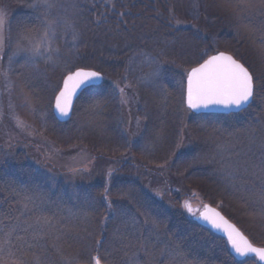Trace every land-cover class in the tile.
I'll return each mask as SVG.
<instances>
[{
    "label": "trees",
    "instance_id": "obj_1",
    "mask_svg": "<svg viewBox=\"0 0 264 264\" xmlns=\"http://www.w3.org/2000/svg\"><path fill=\"white\" fill-rule=\"evenodd\" d=\"M33 1L0 0V12L13 14L4 39L10 48L22 28L38 22ZM225 1L59 0L64 7L52 17L74 27L57 28L58 62L14 68L31 94L47 81L55 87L49 125L38 131L51 152L2 141L0 220L16 225L13 255L0 256L2 264H95L94 257L99 264H171L177 246L189 264H260L255 256L234 258L225 237L182 209L184 199L199 195L264 246L249 231L251 222L264 229V7ZM247 6L255 13L243 15ZM217 51L253 74V100L234 113H193L184 102L187 72ZM153 61L161 71L146 78ZM77 67L101 72L103 82L86 88L61 123L54 96ZM25 196L33 203L21 214ZM36 216L51 218L53 227L39 236L24 231Z\"/></svg>",
    "mask_w": 264,
    "mask_h": 264
},
{
    "label": "snow or ice",
    "instance_id": "obj_2",
    "mask_svg": "<svg viewBox=\"0 0 264 264\" xmlns=\"http://www.w3.org/2000/svg\"><path fill=\"white\" fill-rule=\"evenodd\" d=\"M259 3L264 7V0H259ZM241 6H243V3ZM28 7L39 12L37 16L38 22L34 25L26 26L19 31L16 48L8 57V67L3 72L5 78H7L8 73L13 71L12 64L16 62L17 58L24 60V67L35 69H38L37 58L42 59L46 65L56 64L59 60L60 48L52 47V43L57 35V28L62 26L67 31L74 27L66 19L59 16L52 17V10L64 7L59 0H34ZM4 24V14L0 13V59H2L5 51V41L3 38ZM77 40L78 35L73 32V44ZM53 54L56 55V60L53 59ZM153 63H156L157 67L146 78L156 76L161 71L159 62L153 61ZM101 78L99 72L85 70L84 68H77L74 72L70 71L64 76L63 87L56 95V110L61 115H67L71 98L77 89ZM254 87V77L249 69L239 60L220 52L209 56L203 63L197 67H193L187 73L184 102L188 109L197 111L208 109L210 106H222L225 110L232 108L240 109L253 97ZM120 91L123 93L124 89H120ZM122 103H127V99H122ZM18 124L20 127H24L22 122L18 121ZM259 199L264 202V190L261 191ZM32 203L33 197L25 196L21 201V214L24 211L30 210L29 205ZM184 207L187 208L189 213H192L190 206L185 204ZM109 208H111L110 203ZM204 208L205 211L200 213V216L197 218L207 221L212 228L223 231L227 236L229 245L237 256L255 255L260 261H264V248L254 247L233 225L223 221L219 213L209 209L207 205H204ZM25 223L26 227L24 231L32 229L34 236H39L45 229L53 227L51 218L42 216H36L31 223ZM145 223H148V221H145ZM152 227L154 231L158 230V225L155 222H153ZM6 228L7 230H5ZM15 231L16 225L9 226L0 220V256L13 255L10 250L13 247L12 236ZM100 243L101 241H97V245ZM148 255L151 254L148 253ZM182 256L185 259V264H189L182 249L177 246L173 249L171 264H175V261ZM93 259L95 260V264H99L98 258L94 257ZM36 264H39L38 260Z\"/></svg>",
    "mask_w": 264,
    "mask_h": 264
},
{
    "label": "rangeland",
    "instance_id": "obj_3",
    "mask_svg": "<svg viewBox=\"0 0 264 264\" xmlns=\"http://www.w3.org/2000/svg\"><path fill=\"white\" fill-rule=\"evenodd\" d=\"M211 2L215 4V6L217 5V7H220V5L227 4L226 1L224 2V0H211ZM8 6L9 5L7 4V7ZM4 9H6V7ZM8 10L9 9L0 12L3 13L5 17V24L3 26L4 39L5 37H7L6 30L8 29L9 26L8 25L9 20L13 16V14L7 12ZM254 13H255L254 7L247 6L245 7V12H243V15L246 14L251 15ZM250 19L254 22V20L251 17ZM15 48L16 45L14 48L13 47L10 48V46H8L7 43L4 44L5 51L3 53V56L6 55L7 57H9L12 54V52L15 50ZM259 57L261 59L263 58L261 54H259ZM37 62L38 64H43V66H47L44 63V61H42V59L37 58ZM8 63L9 61L7 58L4 61V64H2L0 70V153L2 152L1 150L2 141L10 142L13 140L18 141V143L20 144L24 143L25 144L24 148H26V146H31V144H33L36 147H40V148L44 147V149L47 150V152H51V147L49 143H47V141L45 142L43 137H39L40 132L38 131H41L43 133L49 125L48 122L50 121V118L46 106H48L49 102L53 99V89L55 87L54 83L52 81H47L45 84L46 86L43 85L44 89L43 88L38 89L40 92L39 95H36L34 93L31 94V92H29V90L27 89L25 83L21 82L17 74L14 73L15 66L21 68L24 67L23 66L24 60L22 58H17L16 62L12 64L13 71L8 73L7 78H5L3 72L8 67ZM198 64L194 66H197ZM47 88H51L52 93L50 92L49 96L46 94V92H48ZM18 121L22 122L24 127H20ZM42 135L43 134H41L40 136ZM82 157L83 156H81V158ZM68 160H73L75 162L78 159L75 158ZM71 172L74 173L73 170ZM194 198L183 200L182 209L185 212V214L190 215L193 213L194 214L199 213L204 207V200L199 195H195ZM185 204H187L192 208V213H189L187 208L184 207ZM215 206L219 208L217 205ZM197 208L199 209L196 212ZM245 216L248 217L250 216L249 219L251 218L252 221L253 220L252 217L254 216V214H252V212H249ZM251 226H252V230L249 229V231L252 232L258 240L264 239L261 235H259V233L261 232L264 235V229H261L253 222H251ZM0 264H2V262H0Z\"/></svg>",
    "mask_w": 264,
    "mask_h": 264
},
{
    "label": "water",
    "instance_id": "obj_4",
    "mask_svg": "<svg viewBox=\"0 0 264 264\" xmlns=\"http://www.w3.org/2000/svg\"><path fill=\"white\" fill-rule=\"evenodd\" d=\"M220 52H223V53H225L226 55H230V56H232L234 59H236L232 54H230V53H228V52H225V51H218V52H216V53H213V54H211V55H209V56H212V55H216L217 53H220ZM208 56V57H209ZM207 57V58H208ZM207 58H205L204 60H206ZM203 60V61H204ZM237 60V59H236ZM203 61L201 62V63H203ZM201 63H199V64H201ZM198 64V65H199ZM197 65V66H198ZM197 66H194V67H197ZM78 68H84L85 70H91V71H96V72H99V71H97V70H95V69H92V68H86V67H78ZM193 68V67H192ZM191 68V69H192ZM77 69V68H76ZM76 69H74V70H72L73 72L76 70ZM190 69V70H191ZM189 70V71H190ZM100 74H101V79L100 80H97V81H94V82H92V83H90V84H86V85H83V86H81L79 89H77V91L73 94V96H72V98H71V104H70V108H69V111H68V114L67 115H61L57 110H56V108H55V103H56V95L59 93V91H60V89L63 87V79H62V82H61V85H60V88L58 89V91H57V93L55 94V96H54V100H53V105H52V113H53V116L55 117V119L58 121V122H61V123H65V122H67V121H69V119L71 118V116H72V112H73V107H74V103H75V101L77 100V98L79 97V95L86 89V88H88V87H90V86H96V85H101L102 84V82H103V75H102V73L101 72H99ZM68 74V73H67ZM66 74V75H67ZM65 75V76H66ZM64 78V77H63ZM186 85H187V77H186ZM185 90H186V86H185ZM252 100H253V97L251 98V100L247 103V104H245L242 108H240V109H237V108H232V109H230V110H225L222 106H210L208 109H200V110H191L192 112H194V113H233V112H238V111H241V110H243V109H245V108H247L248 106H249V104L252 102ZM185 105H186V103H185ZM187 106V105H186ZM188 108V107H187ZM207 206H208V208L209 209H212V210H215V212L216 213H219V216L220 217H222L223 218V221H226L228 224H230V225H233L243 236H245L247 239H248V241L254 246V247H258V248H264V246H258V245H256V244H254V243H252V241L248 238V236L234 223V222H232L231 220H229L223 213H222V211L219 209V208H217L216 206H214V205H210V204H206ZM205 211V208L203 207L202 208V210L196 215V216H194L193 217V219L197 222V223H199V224H201V225H204V226H206V227H209V228H211L212 230H214L216 233H218L219 235H221V236H223V237H225L226 239H227V236L224 234V232L223 231H220V230H218V229H214V228H212V226L207 222V221H204V220H202V219H198L197 217H199L200 216V213H202V212H204ZM229 244V243H228ZM229 251H230V253H231V255L234 257V258H236L237 260H244L246 257H250V256H255V255H248V256H245V257H239V256H237L236 255V253L232 250V248H231V246L229 245ZM256 257V256H255ZM257 259H258V257H256ZM259 260V259H258ZM259 262H260V264H264V261H260L259 260Z\"/></svg>",
    "mask_w": 264,
    "mask_h": 264
}]
</instances>
